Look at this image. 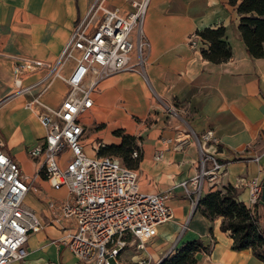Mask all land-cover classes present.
Masks as SVG:
<instances>
[{
  "label": "crops",
  "instance_id": "obj_1",
  "mask_svg": "<svg viewBox=\"0 0 264 264\" xmlns=\"http://www.w3.org/2000/svg\"><path fill=\"white\" fill-rule=\"evenodd\" d=\"M94 1L0 0V137L5 151L38 188V192L27 194L24 203L44 223L40 232L29 236L26 259L10 264H74L77 260L63 242L75 232V221H57L48 208L49 200L66 199L69 193L65 187L53 188L28 154L45 134L36 113L25 107L32 94L10 95L14 90L13 56L55 60ZM137 1L107 3L131 12ZM239 22L237 6L229 0H150L145 32L152 47L146 77L119 72L94 94V106L84 119L86 128L95 122L105 126L94 135L122 130L135 137L141 190H173L169 201L173 218L159 226L158 235L144 250L132 246L123 251L119 264H134L139 257L159 263L169 241L177 249L172 255L190 242H201L204 249L196 252V264H264L251 249L233 250L230 232L220 228L221 218L209 220L199 210L192 211L179 185L198 172L200 149L194 134L208 130L214 132L218 143L207 145V150L225 163V169L206 183L204 197L231 184L238 189V199L248 204V190L238 185V179L264 178V56L248 54ZM216 26L225 27L232 48V57L220 64L204 59L201 49L208 48L207 42L198 40L200 47L196 48L190 41L197 31ZM71 68L73 63L67 72ZM41 75L29 76L24 84ZM67 91V84L56 79L43 100L58 107ZM112 137L111 143H121L122 137ZM89 139L85 138L86 144ZM159 148H164V157L157 162L154 154ZM258 154L261 157L256 162ZM188 218L189 227L180 236V227ZM135 252L141 255L135 256Z\"/></svg>",
  "mask_w": 264,
  "mask_h": 264
},
{
  "label": "built area",
  "instance_id": "obj_2",
  "mask_svg": "<svg viewBox=\"0 0 264 264\" xmlns=\"http://www.w3.org/2000/svg\"><path fill=\"white\" fill-rule=\"evenodd\" d=\"M150 0L133 2L134 10L123 12L110 7L107 0H95L75 24L61 52L53 61L14 55V90L11 97L32 94L25 107L36 113L45 134L28 150L40 165L53 188L65 187L69 197L48 201L55 220H74L76 230L63 242L76 256L74 264H119L123 251L135 246L144 250L158 235L160 225L173 218L169 201L173 190L143 192L139 173L120 158L110 155H89L85 149L84 119L94 106V94L110 76L119 72H136L146 77L151 56V42L145 32ZM198 35L190 39L199 48ZM73 68L67 72L68 66ZM41 77L24 84L29 76ZM68 86L58 107L43 100L54 80ZM38 90L37 93L33 92ZM174 112V111H173ZM175 113V112H174ZM200 149L198 172L180 182L192 211L204 197L205 185L225 169V163L207 150L217 144L212 130L194 134ZM168 141H164L166 147ZM0 137V264L23 261L28 255V240L40 232L44 223L34 210L25 205L29 192H38L20 164L4 149ZM99 143L95 149L104 147ZM135 149L132 158L138 159ZM164 148L154 154L159 162ZM260 154L254 157L258 162ZM263 178L240 177L238 185L248 190V206L261 197ZM189 218L180 227V236L188 229ZM172 249V254L177 250ZM138 264H151L148 257ZM158 264V263H156Z\"/></svg>",
  "mask_w": 264,
  "mask_h": 264
},
{
  "label": "trees",
  "instance_id": "obj_3",
  "mask_svg": "<svg viewBox=\"0 0 264 264\" xmlns=\"http://www.w3.org/2000/svg\"><path fill=\"white\" fill-rule=\"evenodd\" d=\"M229 0L237 6L240 14L239 31L248 54L253 58L264 56V0ZM209 44L202 48L204 59L213 63H223L232 57V48L226 39L224 26L207 27L196 33ZM115 135L122 137L120 144L105 145L99 155H112L122 159L129 167L136 168L139 159L132 158V152L139 150L136 138L116 130ZM42 175H44L42 173ZM238 189L226 184L203 197L197 206L209 220L221 218L220 228L230 232L233 238L231 248L236 251L251 249L254 256L264 262V206L259 201L252 207L238 199ZM204 249L199 241L186 244L175 255L161 264H196L195 254Z\"/></svg>",
  "mask_w": 264,
  "mask_h": 264
},
{
  "label": "rangeland",
  "instance_id": "obj_4",
  "mask_svg": "<svg viewBox=\"0 0 264 264\" xmlns=\"http://www.w3.org/2000/svg\"><path fill=\"white\" fill-rule=\"evenodd\" d=\"M104 126L105 125H103V124L96 126V123L93 122V123H90L89 127L86 128V132H85L84 137L85 138L90 137V139L87 140V144L85 147H86L87 152L92 156L96 155V154L99 155V151L101 150L102 147H99L98 151H97V149H95V146H98L99 143H104L105 145L114 144L111 142L113 140L112 135H115V133L101 132L99 134L94 135L96 131H98L99 129H102ZM110 156H112V155H110ZM114 157H116V156H114ZM168 244H169V246L165 250V253L163 256L166 259L169 257H172V249L174 248V242L172 243V241H169ZM134 255L136 256V255H141V254H138L137 252H135ZM140 258L141 257L135 258L134 264H138V261L140 260ZM150 263L155 264L152 260H150Z\"/></svg>",
  "mask_w": 264,
  "mask_h": 264
},
{
  "label": "water",
  "instance_id": "obj_5",
  "mask_svg": "<svg viewBox=\"0 0 264 264\" xmlns=\"http://www.w3.org/2000/svg\"><path fill=\"white\" fill-rule=\"evenodd\" d=\"M259 203L264 206V178H263V181H262V193H261V197H260V200H259ZM166 258H163L158 264H161Z\"/></svg>",
  "mask_w": 264,
  "mask_h": 264
}]
</instances>
